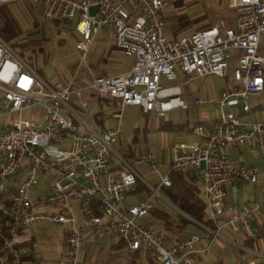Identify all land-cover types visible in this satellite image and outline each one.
<instances>
[{"label":"built area","instance_id":"obj_1","mask_svg":"<svg viewBox=\"0 0 264 264\" xmlns=\"http://www.w3.org/2000/svg\"><path fill=\"white\" fill-rule=\"evenodd\" d=\"M6 1L0 0V5ZM32 1L43 5L47 19L77 17V72L85 79H77L76 73L65 85L50 86L0 36V264H25L19 235L33 223L65 225L62 264H78L88 232L97 239L116 236L133 249L145 246L157 264H195L197 254L211 247L225 225L254 237L255 217L264 212V118L243 122L235 107L249 110V95L264 92V53L259 52L264 51V0H228L234 25L220 18L174 37L165 33L167 0ZM91 5L97 6L96 12H88ZM101 29H110L115 46L133 56L129 69L106 74L99 64L87 61ZM234 56L231 73L237 84L222 89L213 100L212 125L197 122L191 127L203 142L176 143L158 185L169 186L172 175L191 170L200 183L208 223L195 221L200 232L170 238L143 221L153 208L151 195L121 203L139 179L145 182L135 164L157 171L156 154L142 150L133 162L124 158L115 147L118 128L96 123L95 104L100 97L119 98L120 108L136 105L157 116L173 107L186 108L179 86H162L161 76H224ZM72 94L78 107L69 102ZM90 94L92 101L87 99ZM202 101L194 98L195 103ZM36 105L44 110L43 122L5 119ZM254 143L260 149L259 165L234 162L226 151L228 145ZM38 174L46 180L44 193L31 197ZM239 181L260 182L259 198L225 207L227 191ZM222 264L264 261L234 259Z\"/></svg>","mask_w":264,"mask_h":264},{"label":"rangeland","instance_id":"obj_2","mask_svg":"<svg viewBox=\"0 0 264 264\" xmlns=\"http://www.w3.org/2000/svg\"><path fill=\"white\" fill-rule=\"evenodd\" d=\"M16 1L8 0L2 3L0 8V36L21 55L24 61L46 83L54 88L65 85L73 75L78 74L79 69L78 63L81 51L75 47V41L79 38V34L74 28L77 17L73 19H47L44 16L43 5L32 0ZM167 1L168 4L164 10L165 32L167 35H171V32L176 35L200 29L199 27L204 23L214 24L220 18L230 19L232 25L235 23L234 9L229 6L228 0ZM5 12L12 19L7 24L4 23L1 16ZM179 24H183L184 29H179ZM3 26H5L4 29ZM112 43V31L110 29L99 30L95 34L88 51L87 61L99 64L101 68L103 67L110 73L129 68L133 56L123 53L116 46L111 45ZM259 52L264 53L262 50H259ZM104 59L105 62H103ZM235 65L236 58L234 56L229 60L226 76L207 74L190 80H186L181 74L175 79H166L161 76L162 86L178 84L184 90L189 91L191 96L201 93L200 96L205 99L203 103H192L186 109L175 107L163 116H155L149 112H142L139 107L134 105H126L120 109L119 98L100 97L94 107L95 121L101 127L106 123L108 126L119 129L118 141L115 147L130 162H133L137 153L142 150L155 149L157 152L171 150L175 140H178L177 137L185 134L182 128L185 127L186 121L188 120L191 124L197 118L196 114L200 108L208 109L211 113L215 110L211 100L215 98L219 88L225 86L227 79L233 82L231 71ZM204 87L206 92L202 93ZM87 99L92 101L93 94L87 96ZM69 102L76 107L79 106L75 94L71 95ZM120 110V119L112 115V113ZM19 118L43 122L44 110L41 106L36 105L5 116V119L9 121ZM163 122L166 123V126L156 128ZM177 124L182 126L175 130L173 125ZM164 166L165 163L159 159L158 171H163ZM135 167L140 176L145 179V182L139 179V182L133 186L136 187V184H139L140 188L127 194L126 200L133 201L147 193L151 195V200L156 207L176 214L178 210L175 204L170 200L167 193L158 186V176L148 173L152 172L153 168L138 164H135ZM45 181V177L38 174L37 191H31L29 195L36 197L39 192L38 188ZM76 213L79 214L77 208ZM148 215L143 217V221L152 223L155 228H161L164 220L158 219L152 214ZM191 227L193 226L189 225L188 229ZM64 228V224L58 223H33L23 228L19 240H23L24 244L29 246V249L36 256V264H52L61 259L59 247L62 243ZM220 233H226L227 239L233 243L243 245L239 241L238 235L228 225H225ZM254 241L250 246L259 252L264 251L259 244L258 237H255ZM96 242L99 248L106 246L107 243L106 240ZM243 253L246 254V250Z\"/></svg>","mask_w":264,"mask_h":264},{"label":"crops","instance_id":"obj_3","mask_svg":"<svg viewBox=\"0 0 264 264\" xmlns=\"http://www.w3.org/2000/svg\"><path fill=\"white\" fill-rule=\"evenodd\" d=\"M9 1H14V0H9ZM18 1H16V2H18ZM18 6H20V5L18 4ZM225 21L227 23H230V19L229 20L225 19ZM112 34H113V32H112ZM179 34L180 33L175 35L174 32H171V35H167V34L166 35L170 36V37H174V36H177ZM111 45L115 46L114 39H113V43ZM117 49H119V48H117ZM103 62H105V59ZM131 63H132V61H131ZM131 63H130V66H131ZM130 66H129V68H130ZM129 68H127V69H129ZM127 69H125V70H127ZM103 70L106 74H113V73L125 71V70L119 69L116 72L110 73V72L106 71L104 68H103ZM226 74H227V71H226ZM226 74L224 76H226ZM231 75H232V73H231ZM178 77H179V75H178ZM76 78L80 79V80L85 79V77H82L80 73L76 74ZM232 78H233V76H232ZM236 84H237V82L234 80V78H233V82L230 79H227L225 86H222L221 88H219L214 99H216L218 97L219 92L222 89H225L226 87L228 88L231 86H235ZM175 85H178V84H175ZM178 86L180 89L179 96L182 98H185L188 101L187 107L192 103L193 104H200V103H195L194 98L195 97H201L200 96L201 93L196 94L195 96H191L189 91L184 90V88L180 87V85H178ZM205 92H206V88L203 89L202 93H205ZM214 99H212V100L209 99V100H211L213 103ZM203 102H205L204 98H203V101L201 103H203ZM248 102H249V110H247V111H243L241 109V107H239V106L235 107V110L238 111V116H239L240 120L243 122H246L248 120H259L261 118H264V92H261L259 94H250ZM213 105H214V103H213ZM134 106H136V105H134ZM137 107H139V106H137ZM122 108H120V109H122ZM173 108H175V107H173ZM173 108H171V109H173ZM186 108H184V109H186ZM139 109L142 112H144L140 107H139ZM119 112L121 113V110ZM119 112H114V113H112V115L114 117H116L115 114L119 113ZM149 113L151 115H155L151 112H149ZM215 114H216V109L211 113L208 109L200 108L196 114L197 118L191 124H189L188 120L186 121L185 127L182 128V130H184L185 134L178 136L177 137L178 140H175L174 145L178 142H181V141L198 142V143L203 142V140L201 138H199L198 136H196L192 132L191 127L194 123H197V122L201 123L203 125H206V126L212 125V123L214 121ZM155 116H157V115H155ZM120 118H121V116L119 117V119ZM104 126H108V125L106 123H104ZM104 126H102V127H104ZM164 126H166V123L163 122V123H160L158 125V127H156V128H160V127H164ZM179 126H182V125H180V124L173 125V127H175V130L176 129L178 130ZM109 127H111V126H109ZM185 129H187V130H185ZM118 134H119V132H118ZM117 141H118V136H117ZM117 141H116V143H117ZM147 150L153 151L156 154L158 161L160 159L161 162L163 161L165 163L163 171H158V169L156 171L153 169L152 172H148L151 174H156L158 176L157 181H158V185H159L160 175H162L166 172V165H167L168 160L171 157L172 149L171 150L168 149L167 151H164V152L163 151L157 152L155 149H152V150L147 149ZM226 151L229 153L231 159L234 162L242 161V162H246V163H250V164H254V165H259L260 149L256 143L250 144V145H228L226 147ZM180 176L185 181H188V182H192V180H193L194 183L196 184V186L199 188V195H200V183L197 180L195 174L191 170L184 171L183 173L180 174ZM138 182L139 181H137V183ZM159 187L162 188L163 191H165L164 186H159ZM139 188H140L139 184L138 185L136 184V187L133 186L132 189L126 193V195H125V197L121 203L126 205L129 203L137 202L140 199H143V198L149 196V194L146 193L143 196H139L138 199H136V200H133V201L126 200L127 194L131 193L132 191H136ZM36 189L37 188H35L34 190H36ZM38 189H39L38 190L39 192L36 195L44 193L41 186ZM259 196H260V182L248 183L245 181H239V182L235 183L233 186H231V188L227 191L225 199H224V206L227 207L229 205H241L245 202H250L254 199H257V198H259ZM75 207L77 208V204H75ZM154 208L165 211L170 215V218L173 221V223L170 225V227L166 226L165 223H163L161 225V228H156L158 231L166 233L170 238L184 237L191 232H200L201 231V228H199L193 224H188V225H186V227H184V228L180 227V229H179V227L176 225V223L179 221V215L180 214L191 219L193 222H195V220H193L187 214L182 212L177 206H176V208H177L178 212L176 214H173V213L166 211L163 208H158L155 206V204H153V208L149 211L148 214L149 215L152 214L156 218L162 219L161 217L158 216V214H156L152 211ZM77 215L80 216L79 214H77ZM148 223H150V222H148ZM189 225H191L193 227L188 229ZM253 228H254V233H255L254 237H249L244 232H235L239 237V241L243 245L233 243L232 241L227 239L228 236L226 233H220V237H218L215 241L212 242L211 247L208 250L201 251L197 254V259L195 261V264H222L223 261H231L234 259H250V258H254L258 261H264V251L259 252L258 250L254 249L252 246H250L251 243L255 242L254 241L255 237L256 238L258 237L259 244H260L261 248L264 249V236H258V232L260 230L264 229V212H262L261 214H259L255 217V220L253 223ZM96 239L97 238L89 232L84 235L82 245H81V249H80V257H79L78 264H157L155 259L152 257L150 251L145 246H141V247L136 248V249L130 248L125 244L124 241L120 240L118 237L113 236V235L108 236L105 239H98V240H96ZM101 240H106L107 243H106V246L99 248L97 246L96 241H101ZM205 242L206 241L203 240L202 244ZM63 243H64V233L62 234V243L59 247L60 256H61V249L63 247ZM18 244H19L20 249L22 250L21 256H22L24 263L25 264H36L37 263L36 256L29 249V246H26L24 244L23 240L22 241L19 240ZM244 250H246V252H247L246 254L243 253ZM243 256H245V257H243ZM60 258H61L60 261H57V262L52 263V264H62V257H60Z\"/></svg>","mask_w":264,"mask_h":264},{"label":"trees","instance_id":"obj_4","mask_svg":"<svg viewBox=\"0 0 264 264\" xmlns=\"http://www.w3.org/2000/svg\"><path fill=\"white\" fill-rule=\"evenodd\" d=\"M2 4L0 5L1 8ZM4 19V23L7 24L9 21H11V16L9 14L3 13L1 15ZM213 23H204L199 28L207 27L212 25ZM5 26H3V29ZM7 28V27H6ZM179 29H184V25L179 24ZM177 28V29H178ZM171 184L169 186H164L165 191L167 195L169 196L170 200L185 214H187L189 217H191L193 220L201 222V223H208L206 217H205V205L203 200L201 199L199 195V188L196 186L194 181L188 182L185 181L180 174H175L171 176ZM154 213L158 214L159 217H161L164 220V223L166 226L170 227V225L173 223V221L170 218V215L162 210L159 209H153ZM188 224H193L197 227H199L195 222H193L191 219L179 215V221L176 223V225L181 228L186 227ZM200 228V227H199ZM258 236H264V229L260 230L258 232Z\"/></svg>","mask_w":264,"mask_h":264},{"label":"water","instance_id":"obj_5","mask_svg":"<svg viewBox=\"0 0 264 264\" xmlns=\"http://www.w3.org/2000/svg\"><path fill=\"white\" fill-rule=\"evenodd\" d=\"M96 10H97V6L96 5H91L88 8V12L89 13H94V12H96Z\"/></svg>","mask_w":264,"mask_h":264}]
</instances>
